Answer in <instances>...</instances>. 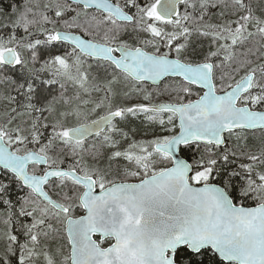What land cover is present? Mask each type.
<instances>
[{"label": "snow or ice", "instance_id": "snow-or-ice-1", "mask_svg": "<svg viewBox=\"0 0 264 264\" xmlns=\"http://www.w3.org/2000/svg\"><path fill=\"white\" fill-rule=\"evenodd\" d=\"M0 264H264V0H0Z\"/></svg>", "mask_w": 264, "mask_h": 264}]
</instances>
